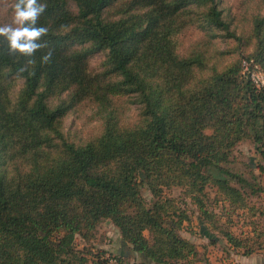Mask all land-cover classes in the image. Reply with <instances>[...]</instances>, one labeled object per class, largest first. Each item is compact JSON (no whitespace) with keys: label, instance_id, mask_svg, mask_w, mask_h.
<instances>
[{"label":"trees","instance_id":"trees-1","mask_svg":"<svg viewBox=\"0 0 264 264\" xmlns=\"http://www.w3.org/2000/svg\"><path fill=\"white\" fill-rule=\"evenodd\" d=\"M257 1L250 30L238 34L219 0H40L48 47L24 73L26 58L10 56L0 38V264H110L105 250L77 246L106 220L131 252L182 264L197 246L179 232L192 218L165 195L174 187L229 249H264L254 218H264L256 200L264 184L253 170L249 177L232 167L236 147L250 140L261 162L245 166L264 174V88L242 72L244 60L264 72V0ZM190 26L206 38L180 54L178 36ZM218 37L233 39L239 52L222 67ZM49 49L52 61L42 64ZM124 97L140 107L129 126L116 102ZM82 105L102 129L77 143L64 121Z\"/></svg>","mask_w":264,"mask_h":264},{"label":"rangeland","instance_id":"rangeland-1","mask_svg":"<svg viewBox=\"0 0 264 264\" xmlns=\"http://www.w3.org/2000/svg\"><path fill=\"white\" fill-rule=\"evenodd\" d=\"M15 0H0V25L10 23L13 17V8ZM219 8L222 10L224 18H226L232 29L238 34H245L250 30L252 18L259 12L261 6L257 0H219ZM206 38L205 31L190 26L181 32L178 36L180 54L188 52L193 45L202 42ZM214 49L224 51V54L217 55L218 65L220 67L237 58V43L233 39H225L218 37L213 41ZM243 48V51H251V47ZM103 59V55L97 54L91 59L92 66L96 67ZM117 104L123 112L120 122L123 126L133 124L139 117L140 107L138 104L131 103L130 97H124L116 100ZM101 122L94 119V109L91 106L82 105L78 109L70 113L64 121V132L66 136L77 143L89 140L101 131ZM235 159L232 167L240 170L250 177L253 170L260 177V183L264 184V174L256 168L245 166L247 162H252L253 167L261 162L259 155L255 152V147L250 140H245L238 145L234 151ZM238 159L244 163L240 164ZM264 162V161H262ZM165 195L174 198L176 202L186 208L191 214L192 224L185 225L179 230L180 234L190 240L197 246V255L193 258L183 261L182 264H240L235 261V257L227 250L223 236L217 232L209 231L206 223L200 219L196 203L188 196L183 194V188L174 187L165 189ZM142 194L148 205H151L154 197L151 190L144 185ZM256 198V197H255ZM264 206V197L256 199ZM262 227H264V218L254 217ZM149 236V233H146ZM94 238L90 241L82 237H78L77 246L79 249L87 248L92 255L97 254L98 250H105V257L111 258L110 264H153L149 260H145L141 255L131 252L128 245L123 242L119 228L110 220L101 222L94 231ZM212 238L217 239L215 244L210 243ZM264 253V249L261 250ZM115 256V257H114ZM118 256V258H116ZM87 264H91L90 262Z\"/></svg>","mask_w":264,"mask_h":264},{"label":"clouds","instance_id":"clouds-1","mask_svg":"<svg viewBox=\"0 0 264 264\" xmlns=\"http://www.w3.org/2000/svg\"><path fill=\"white\" fill-rule=\"evenodd\" d=\"M12 8L11 22L0 25V38L7 43L10 56L26 58L25 64L18 69L20 73H24L28 70V66L36 63L33 59L35 54L48 47L43 37L48 34L49 29L38 26L39 18L46 11L47 5L40 3V0H15ZM52 57L53 50L49 49L41 57V63H51Z\"/></svg>","mask_w":264,"mask_h":264},{"label":"built area","instance_id":"built-area-1","mask_svg":"<svg viewBox=\"0 0 264 264\" xmlns=\"http://www.w3.org/2000/svg\"><path fill=\"white\" fill-rule=\"evenodd\" d=\"M243 74L248 76L258 88H264V72L257 66L251 67L250 62L243 61Z\"/></svg>","mask_w":264,"mask_h":264},{"label":"crops","instance_id":"crops-1","mask_svg":"<svg viewBox=\"0 0 264 264\" xmlns=\"http://www.w3.org/2000/svg\"><path fill=\"white\" fill-rule=\"evenodd\" d=\"M228 251H232V256L235 257V261L240 264H264V253L262 251L256 252L249 256H245L237 251L227 248Z\"/></svg>","mask_w":264,"mask_h":264}]
</instances>
